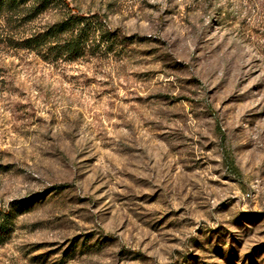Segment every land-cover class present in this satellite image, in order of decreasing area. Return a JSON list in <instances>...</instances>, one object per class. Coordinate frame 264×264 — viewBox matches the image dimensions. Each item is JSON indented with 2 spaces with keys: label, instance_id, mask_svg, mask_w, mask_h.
Here are the masks:
<instances>
[{
  "label": "rangeland",
  "instance_id": "1",
  "mask_svg": "<svg viewBox=\"0 0 264 264\" xmlns=\"http://www.w3.org/2000/svg\"><path fill=\"white\" fill-rule=\"evenodd\" d=\"M75 2L132 39H0V206L29 205L0 264H264V0Z\"/></svg>",
  "mask_w": 264,
  "mask_h": 264
},
{
  "label": "trees",
  "instance_id": "2",
  "mask_svg": "<svg viewBox=\"0 0 264 264\" xmlns=\"http://www.w3.org/2000/svg\"><path fill=\"white\" fill-rule=\"evenodd\" d=\"M106 6L84 11L75 0H0V39L54 64L117 55L118 47L132 38L113 27L111 6ZM46 15L54 20L40 23ZM28 207L17 200L0 206V246L8 242L16 219Z\"/></svg>",
  "mask_w": 264,
  "mask_h": 264
}]
</instances>
